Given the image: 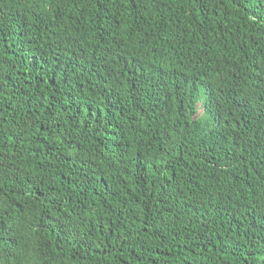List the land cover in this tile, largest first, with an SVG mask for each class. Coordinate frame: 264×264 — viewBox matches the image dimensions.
Returning <instances> with one entry per match:
<instances>
[{"label": "trees", "instance_id": "16d2710c", "mask_svg": "<svg viewBox=\"0 0 264 264\" xmlns=\"http://www.w3.org/2000/svg\"><path fill=\"white\" fill-rule=\"evenodd\" d=\"M0 264H264V0H0Z\"/></svg>", "mask_w": 264, "mask_h": 264}, {"label": "rangeland", "instance_id": "374dc122", "mask_svg": "<svg viewBox=\"0 0 264 264\" xmlns=\"http://www.w3.org/2000/svg\"><path fill=\"white\" fill-rule=\"evenodd\" d=\"M198 108H199V113H202L203 108H202V106H200V103L198 104Z\"/></svg>", "mask_w": 264, "mask_h": 264}]
</instances>
